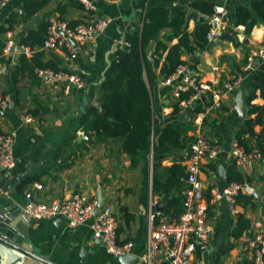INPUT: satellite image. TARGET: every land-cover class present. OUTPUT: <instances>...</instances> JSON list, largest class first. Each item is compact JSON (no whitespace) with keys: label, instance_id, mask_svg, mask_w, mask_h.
<instances>
[{"label":"crops","instance_id":"0c3cea01","mask_svg":"<svg viewBox=\"0 0 264 264\" xmlns=\"http://www.w3.org/2000/svg\"><path fill=\"white\" fill-rule=\"evenodd\" d=\"M22 1L11 0L0 8V26L12 13L24 14L21 9ZM73 1L82 4L84 8L74 6L71 0H51L47 7L27 23L2 36L10 49L4 51V62L0 70V97L7 103L5 107L0 105V135L16 131L17 137L14 145L15 166L0 177L9 176L7 191L3 193L6 204L0 212L6 217L7 224L13 227V235L23 243V247L32 251L31 244L36 253H39V258H29L23 264H119L118 258L112 256L103 244H97L98 239L93 237L91 229L93 220L70 229L61 216L43 220L29 218L23 210L28 190H32L35 199L46 203L62 202L77 194H86L98 200L102 191L105 206L112 208L119 223V242L132 241L133 254L139 257L147 247L150 213L155 211L160 217L176 222L173 216L176 207H171L167 216L164 210L169 207L173 198L184 195L181 186L168 196L163 191H154V181L165 185L174 164L187 168L189 142L200 133L206 135L213 145H219L222 153L215 162L216 171L206 164L199 175L205 184L204 198L208 205L212 233L207 243L198 245L193 264H241L252 261L256 251L250 248V242L260 237L262 240L259 247H264V152L256 160L254 173L248 178L250 180L246 181V188L242 193L244 204L236 203L235 210L232 211L225 199L214 198L227 185L228 178H221L220 167L226 169L228 176V170L234 164L231 151L248 113L247 98L254 92L251 79L256 69L246 70L248 58L253 51L264 48V23L259 22L249 34H246L243 25L236 24L238 8H251L255 0H205L226 10L220 35L210 40L212 43L207 50L194 55L184 53L182 59L185 64L182 68L186 73L196 75L201 84L213 86L216 79L222 84L240 78L241 87L226 95L222 109L207 111V106L201 113L194 111L203 101H211L209 92L200 101L182 103L181 112L175 116L173 105L176 99L173 90L179 81L166 85L157 70L152 100L155 117L160 123L153 122L152 142L136 168L132 167L128 155L121 152L120 144L89 142V136L82 129L89 106L100 103L99 89L103 80L108 77L120 51H124L126 36L137 27H142L148 10L161 7L182 8L192 16L189 20V32L196 29L200 19L211 21L212 17L193 7L194 2L202 0H85L95 6V10H90L82 0ZM60 6L65 10L63 15L59 12ZM46 15L50 22L56 17L67 23L79 21L80 24H90L106 17H111L114 21L98 37L85 43H77L75 60H68V54L63 51L46 49L45 60L56 58L59 62L63 61L71 72L67 75H75L84 81L83 89L74 86L67 89V81L62 80L49 84L41 80L39 84L32 86L28 79H23L18 89L22 99L17 103L11 74L22 54L31 57L32 52L19 43L14 51L12 48L18 37L22 38L31 29L36 30ZM30 23L32 26L26 30ZM229 30L231 33L227 34ZM171 32L170 28L164 29L159 33L158 39L166 42V37ZM176 43L177 39L170 45ZM156 45L155 42L151 46L150 56ZM197 56L199 60H193ZM261 64L262 62L258 67ZM240 92L245 104L244 118L234 113ZM11 102H14L13 111L8 109ZM194 102L197 104L190 108ZM252 105L264 108V96L260 89L256 91ZM22 112L33 115L35 122L29 126L24 125L20 120ZM175 121L181 126L189 148L156 157L154 144L161 128ZM255 132L264 138V124L256 125ZM80 136L86 138L79 140ZM184 178L181 179L186 190L188 184ZM28 180L31 183L23 186ZM34 184H41L42 190L33 188ZM163 202L166 203L159 210L157 207ZM239 214H244L250 220L251 228L237 239L233 231ZM0 264L5 262L0 260ZM136 264H140L139 259Z\"/></svg>","mask_w":264,"mask_h":264},{"label":"trees","instance_id":"16d2710c","mask_svg":"<svg viewBox=\"0 0 264 264\" xmlns=\"http://www.w3.org/2000/svg\"><path fill=\"white\" fill-rule=\"evenodd\" d=\"M71 1L74 6L84 8L82 4ZM50 2L51 0H23L21 9L24 14L12 13L6 18L5 23L0 26V62H4V51L7 48V42L2 36L7 32H14L16 27L27 23ZM193 7L209 17L215 15L213 2L197 1L193 3ZM64 11L63 7L60 6L61 15ZM236 17V24L243 25L246 34L251 33L259 22L264 23V0H255L251 8L239 7ZM191 18V14L180 7H161L148 10L143 19L142 27H137L133 33L126 36V41L130 44L129 50L120 51L118 59L110 68L108 77L101 84L99 89L100 103L89 106L86 113L82 129L89 136V142L92 144H108L110 142L120 144L121 152L128 155L133 168L139 165L143 153L152 142L155 117L152 89L156 81V71L159 70L161 78L165 80L185 64L182 59L184 53L194 55L207 50L212 43L209 38L213 28L211 21L200 19L196 29L189 32V20ZM79 24V21H72L68 23V26L74 29ZM50 25L49 16L46 15L39 22L38 28L28 31L19 42L20 46L30 49L32 56L28 57L23 53L20 62L11 74L17 103L22 99L18 89L23 79H28L30 84L34 86L41 81L40 71L48 70L55 74L60 72L71 74L69 67L63 61L59 62L56 58L49 61L45 60L47 55L45 42L48 39ZM167 28H170L172 32L166 37V42L159 40V33ZM176 39L177 43L170 45ZM155 42L157 43L156 48L150 56V48ZM251 80L254 92L247 98V105L249 106L247 117L244 119L242 129L238 132L236 140L246 152L257 149L263 153L264 138L255 132V127L264 124V108L252 105V101L259 89L264 96V63L256 68ZM193 93V90H189L180 94L173 105V115L178 116L183 108L182 103L190 102ZM210 105L211 101H203L194 111L201 113L205 107ZM183 135V130L178 121L167 123L161 128L158 140L154 144L155 156L188 149L189 145L186 144V138ZM253 139L255 140L253 141ZM193 141L194 139L189 144ZM208 167L213 171L217 170L215 162H210ZM186 169L180 164H174L170 168V177L165 185H159L157 181H154V191H163L166 196L176 192L178 186H181L182 190L185 191L186 185L181 178L186 177ZM227 178V184L245 180L235 164L228 170ZM29 183H31L30 180L26 181L23 186ZM210 199L211 197L209 201ZM243 199L244 196L240 194L237 197V203L244 204ZM183 200L184 195H181L180 198H173L169 207L164 210V214L167 216L170 214V208L176 207L173 216L179 221L184 212ZM250 228V220L244 214H239L233 235L239 239Z\"/></svg>","mask_w":264,"mask_h":264},{"label":"built area","instance_id":"2783aa9c","mask_svg":"<svg viewBox=\"0 0 264 264\" xmlns=\"http://www.w3.org/2000/svg\"><path fill=\"white\" fill-rule=\"evenodd\" d=\"M11 0H0V8L5 7ZM86 3L90 10H95V6ZM226 10L221 6H215V15L211 23L213 28L209 34L210 40L219 37L221 24ZM111 17L100 18L90 24H79L74 29L68 26L67 22L59 17L51 20L48 31V39L45 48L55 52L63 51L68 54V60H75L77 57V43H85L98 37L113 23ZM127 47L130 44L127 42ZM10 45L6 51H9ZM28 51V49H27ZM256 59L264 62V48L253 51L248 58L246 70L250 71ZM3 64L0 62V70ZM39 76L45 84L53 81H67V89L74 86L79 89L85 87L84 81L64 72L55 74L51 71H40ZM179 79V80H178ZM173 96L180 97L182 92L193 90L190 101H200L203 96L211 92V105L207 111L222 109L224 100L229 92L238 90L241 87V79L233 82L220 84L219 80L213 81V86L199 83L196 75L185 72L184 68H179L172 76L164 80V84H174ZM6 100L0 97V105L6 106ZM20 120L24 125L29 126L35 122L33 115L21 113ZM17 133L11 131L0 135V177L7 170L15 166L14 145ZM222 148L213 145L208 137L203 133L195 136L190 145L189 159L187 163V175L184 178L188 188L184 191L183 207L184 212L179 221L171 222L167 218L160 217L159 213L152 211L149 216V230L147 247L138 259L140 264H193L198 245L207 243L210 240L212 227L209 223L208 205L205 202V184L200 180L203 167L210 162H216ZM234 164L243 174V182H232L227 184L221 192L215 194V200L225 199L232 211L235 210L237 197L245 191L246 180L250 178L255 169V162L261 157V152L257 149L252 152L246 150L236 141L231 151ZM33 188L42 190L41 184H34ZM25 214L33 220L52 219L61 216L65 219L66 225L70 229H75L91 222L93 237L101 240L107 251L114 257L133 254L134 243L132 241L119 242V223L114 217L110 206H105L99 216H94L98 200L86 194H77L71 199L62 202L46 203L35 199L32 190L25 193ZM261 238L250 242V248L256 251L252 261L241 264H264V247H259Z\"/></svg>","mask_w":264,"mask_h":264},{"label":"water","instance_id":"95a60500","mask_svg":"<svg viewBox=\"0 0 264 264\" xmlns=\"http://www.w3.org/2000/svg\"><path fill=\"white\" fill-rule=\"evenodd\" d=\"M31 26H32V23H30L26 27V30H29ZM228 33H231V31L229 30L227 32V34ZM222 39H224V37ZM20 40H21V37H18L16 39V42L13 45L12 51H14V49L16 48V46L18 45ZM215 41H218V39H216ZM74 45L77 48V45L76 44H74ZM128 50H129V47L125 46L124 51H128ZM193 60L198 61L199 60L198 56L196 58H193ZM259 63H260V60L256 59L252 65V69L255 70L258 67ZM196 104H197V102H194L190 106V108H192ZM13 108H14V102H11L8 109H9V111H13ZM234 113L240 118L245 117V104H244V100H243V96H242L241 92L238 94L237 104H236ZM154 122L158 124V123H160V120L157 117H155ZM84 138H86V137L80 136L79 140H82ZM220 176L224 180L227 179V172H226V169L224 167H220ZM8 179H9L8 175H5L4 177H2L0 179V209L5 207V204H6L4 202L5 197H4L3 193H5L7 191L6 184H7ZM168 199L166 200V202L168 201ZM166 202H163L157 208L159 210H162V208L164 207ZM104 207H105V201H104L102 191H101L99 193V196H98V204H97V207L94 211V216H96V217L99 216L101 210ZM14 233L15 232H14L13 227H11L7 224L6 217L3 214H1V212H0V260H3L5 262V264H23V263L27 262L29 260V258H39V256H38L39 253H36L37 251L34 250V246H32L30 244L32 251L25 249L23 247V243L18 241L17 238L13 235ZM97 244H102L101 240H98ZM200 244H202V243H200ZM19 254L23 255V256L20 257V256H18ZM137 261H138V257L135 254L121 256L118 258L119 264H136Z\"/></svg>","mask_w":264,"mask_h":264}]
</instances>
